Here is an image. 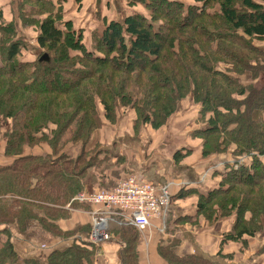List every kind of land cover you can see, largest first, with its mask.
<instances>
[{
  "label": "trees",
  "instance_id": "obj_1",
  "mask_svg": "<svg viewBox=\"0 0 264 264\" xmlns=\"http://www.w3.org/2000/svg\"><path fill=\"white\" fill-rule=\"evenodd\" d=\"M129 3L146 12L101 23L88 49L62 20L58 0H21L10 21L0 8V264H40L20 258L11 236L13 226L24 233L32 224L66 244L53 247L44 264H109L97 256L103 243L88 240L89 215L74 228L60 226L72 210L94 209L76 201L79 193L114 184L106 166L118 157L97 134L127 112L134 113V134L147 126L158 131L182 102L199 106L202 127L191 135L201 140V156L229 155L232 163L211 173L216 183L205 193L169 189V209L175 198L195 194L196 219L231 226L213 256H179L177 241L160 239L159 257L164 264H231L230 244L244 250L248 239L264 234V47L254 45L264 41V0ZM30 28L27 55L22 36ZM92 172L108 187L90 186ZM110 235L108 243L117 245L110 264H146L141 234L119 227Z\"/></svg>",
  "mask_w": 264,
  "mask_h": 264
},
{
  "label": "crops",
  "instance_id": "obj_2",
  "mask_svg": "<svg viewBox=\"0 0 264 264\" xmlns=\"http://www.w3.org/2000/svg\"><path fill=\"white\" fill-rule=\"evenodd\" d=\"M2 1L0 0V8L5 21L16 18L17 0H6L5 3ZM52 1L57 3V0ZM58 1L63 10L62 20L72 24L82 37V42L87 49L91 45L90 33L93 29L101 23L121 21L122 17L129 12L138 11L140 13L141 8L129 3L134 0ZM144 10L143 7V13H145ZM198 108V105L191 102H182L175 115L161 129L156 131L149 126L142 127L137 134H134L130 126L134 113L121 114L117 125L105 128L102 134L105 140L104 147L115 157L121 159L122 169H124L122 175L139 172L148 182L155 185L169 183V189L174 195L178 193L179 188L192 187L199 193H205L216 183V178L212 177L211 173L220 170L225 163H232V159L229 155L219 158L201 156V140L191 135L194 129L202 127V124L196 123ZM177 152H180L181 156L176 161L174 155ZM195 199L196 196L193 194L173 200L172 207L166 216L165 230L159 232L154 227L150 230L151 243L148 246L149 249L147 247L143 250L144 263L164 264L156 247L160 239L177 241L174 251L179 256L184 253H196L210 257L217 252L222 234L229 231L231 222L222 220L212 226H207L204 220L196 219L194 217ZM86 210H72L69 218L60 223L62 229L74 228L75 225L89 222ZM189 217L192 219H188ZM11 236L14 239V249L20 258H32L40 264L45 263L53 247L66 246V244L58 243L59 241L52 240L36 224L30 225L24 233L13 226ZM261 240H264V234L248 239L247 243H250V247L246 253L254 252L258 244L263 247L264 242ZM229 248L231 252L237 251L238 248L241 249L240 244H230ZM116 252L117 245L107 242L100 246L97 256L103 263L110 264L115 261ZM233 258L231 264H243L244 261L252 259L246 255L241 257L238 252Z\"/></svg>",
  "mask_w": 264,
  "mask_h": 264
},
{
  "label": "built area",
  "instance_id": "obj_3",
  "mask_svg": "<svg viewBox=\"0 0 264 264\" xmlns=\"http://www.w3.org/2000/svg\"><path fill=\"white\" fill-rule=\"evenodd\" d=\"M107 191L91 194L79 193L76 201L90 204L94 208L88 215L91 228L88 240L92 245L108 242L112 228L130 227L142 235L145 244L150 241L151 228H165L166 215L170 207V184L153 185L142 173L122 175Z\"/></svg>",
  "mask_w": 264,
  "mask_h": 264
},
{
  "label": "rangeland",
  "instance_id": "obj_4",
  "mask_svg": "<svg viewBox=\"0 0 264 264\" xmlns=\"http://www.w3.org/2000/svg\"><path fill=\"white\" fill-rule=\"evenodd\" d=\"M20 1L21 0H17V4L18 3H20ZM135 1V0H134ZM183 2H189V0H182ZM6 2V0H3L2 1V3H5ZM1 3V4H2ZM132 4H139V3H132ZM136 6H140L141 8L139 9L140 11V13H143V11H142V8L144 7V6H142L141 4H139V5H136ZM145 11V10H144ZM136 12H138V11H136ZM146 12V11H145ZM24 36H22V38H23V40L27 43V45H28V50L26 51V53H27V55L28 54H31L30 52H31V48H32V42H33V36H34V29H32V28H30V30H28V31H25L24 32V34H23ZM254 45H258V46H261V47H264V41L262 42V41H259V42H254ZM106 128V127H105ZM105 128H102V130L100 131V132H98V134H97V136H101V140H102V143L103 142H105V140H104V137L102 136V134H104V132H105ZM96 136V134H95V138L96 139H98V137ZM107 138V137H106ZM107 140V139H106ZM1 144H2V142L0 141V147H1ZM107 168H108V179H109V181L111 180L112 182H110L109 183V185H111V184H115V181L117 180V179H119L120 178V176L121 175H119V173L120 174H122V171L124 170V169H122L123 167H122V163H121V159H117V160H115V162H113L112 161V163L110 164V167L109 166H106ZM99 173V172H98ZM92 174L93 175H91V176H89L88 177V179H89V182L90 183H92V184H90V186H93V184H95V185H98L100 188H107L108 187V185H107V182L104 180V177H102L101 175H99V174H95L94 172H92ZM130 174V173H129ZM113 184V185H114ZM113 185L112 186H110L111 188L113 187ZM87 186H89V185H87ZM88 191H89V189H87ZM81 192V191H80ZM82 192H84V191H82ZM38 226V225H37ZM39 227H41L40 225H39ZM42 228V227H41ZM260 235V234H259ZM262 242H264V240H261ZM241 247V246H240ZM250 247V243L249 244H247V246L245 247V251L243 250V248H241V249H237V251H233L232 252V255L233 254H235V253H239V255L241 256V257H244L245 255L246 256H250V258H256L257 259V262L259 263V264H264V253H262V254H260V255H257L258 254V250H264V247H261L259 244H258V246H257V249L253 252L252 251V253L251 254H248V253H246L247 251H248V248ZM234 259V258H233Z\"/></svg>",
  "mask_w": 264,
  "mask_h": 264
},
{
  "label": "bare ground",
  "instance_id": "obj_5",
  "mask_svg": "<svg viewBox=\"0 0 264 264\" xmlns=\"http://www.w3.org/2000/svg\"><path fill=\"white\" fill-rule=\"evenodd\" d=\"M135 173H138V172H135ZM86 194H91V193H86ZM88 206H91L92 207V205H90V204H88ZM164 230H165V228H164ZM142 241H143V244H144V248H147V246L149 245V242H148V244H145V241L143 240V238H142Z\"/></svg>",
  "mask_w": 264,
  "mask_h": 264
}]
</instances>
